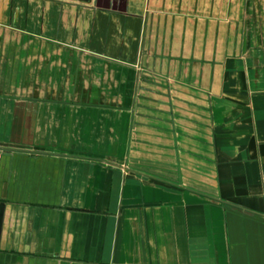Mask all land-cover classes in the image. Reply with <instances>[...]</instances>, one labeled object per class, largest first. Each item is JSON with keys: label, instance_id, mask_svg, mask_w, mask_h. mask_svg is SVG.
I'll return each mask as SVG.
<instances>
[{"label": "crops", "instance_id": "0c3cea01", "mask_svg": "<svg viewBox=\"0 0 264 264\" xmlns=\"http://www.w3.org/2000/svg\"><path fill=\"white\" fill-rule=\"evenodd\" d=\"M31 2L0 0V264H264V0H91L127 105L62 99L93 4Z\"/></svg>", "mask_w": 264, "mask_h": 264}, {"label": "rangeland", "instance_id": "374dc122", "mask_svg": "<svg viewBox=\"0 0 264 264\" xmlns=\"http://www.w3.org/2000/svg\"><path fill=\"white\" fill-rule=\"evenodd\" d=\"M17 3L19 7L22 8H31L36 5H34L31 0H12V3ZM83 3H87L85 1H82ZM89 6L91 2H88ZM101 12L99 13V17L97 16V20L94 23V16L93 14L97 13V6L94 2L92 9H94V12H89L87 16L82 17L81 19L77 20V24H82V28L80 27V36L79 40H81L80 43H82L84 46L86 44H90L91 40L92 46L89 47H74L72 49V56H73V92L74 95L69 97H62L63 100H67V102L73 103V104H100V105H112V103H117L118 99H121V103L127 105L129 103V96L127 94H124L125 88L127 89L129 87V75L128 72V63H122L120 64V73H121V80H120V88H121V96L118 95H111L113 88L116 87L113 83V65L112 61L110 60L109 64H95V63H88V59L86 61V58L89 56H108L112 57H124L125 59H128L130 53L132 51L131 48L128 46V40L130 39V33L128 31H125L126 24H127V18L120 17L117 15H113L114 11H111V9L107 10L104 7H101ZM75 19V18H74ZM86 23V24H85ZM95 28L93 29V25ZM124 24V25H123ZM87 25V28H86ZM87 29L89 30V35L87 32ZM93 30L94 34L97 36L94 39L93 36ZM83 32V34H82ZM86 35V36H85ZM141 35H145V32L137 33V36H139V39H141ZM132 36V32H131ZM133 37L135 38V34L133 33ZM99 40V41H98ZM75 41V40H74ZM88 42V43H87ZM122 42H124L125 47L122 46ZM139 55L144 56L145 48L144 44L139 48ZM139 73H140V79L138 81V86L144 87L145 82L148 81V73H150V69L148 71L145 70L144 64H138ZM93 68H99V72L94 71ZM155 68V65L152 67V69ZM102 69V70H101ZM147 77V78H146ZM92 82L95 83V87L97 85H101L103 90H108V94H100L99 95H80L79 92L82 90L81 88H85L87 84H91ZM157 82H160L157 80ZM159 84V83H157ZM92 87V86H90ZM118 87V86H117ZM86 91V90H84ZM102 93V92H101ZM58 100H61L58 98ZM64 101V102H65Z\"/></svg>", "mask_w": 264, "mask_h": 264}, {"label": "water", "instance_id": "95a60500", "mask_svg": "<svg viewBox=\"0 0 264 264\" xmlns=\"http://www.w3.org/2000/svg\"><path fill=\"white\" fill-rule=\"evenodd\" d=\"M81 1H85V2H87V3H88V2H91V0H81Z\"/></svg>", "mask_w": 264, "mask_h": 264}]
</instances>
